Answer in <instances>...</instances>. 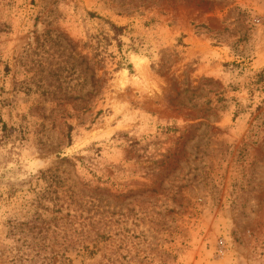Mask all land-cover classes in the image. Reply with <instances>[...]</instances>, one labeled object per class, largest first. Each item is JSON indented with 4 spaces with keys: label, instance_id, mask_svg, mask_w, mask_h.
<instances>
[{
    "label": "rangeland",
    "instance_id": "374dc122",
    "mask_svg": "<svg viewBox=\"0 0 264 264\" xmlns=\"http://www.w3.org/2000/svg\"><path fill=\"white\" fill-rule=\"evenodd\" d=\"M17 254L264 264V0H0V264Z\"/></svg>",
    "mask_w": 264,
    "mask_h": 264
},
{
    "label": "trees",
    "instance_id": "16d2710c",
    "mask_svg": "<svg viewBox=\"0 0 264 264\" xmlns=\"http://www.w3.org/2000/svg\"><path fill=\"white\" fill-rule=\"evenodd\" d=\"M100 82V79L99 78H95V84H94V93L95 95L98 97L100 96V94H102V90H103V86L99 83ZM80 105V109H85V103L84 102H80L79 103ZM87 253L88 254H92L94 250L92 249H89L87 248ZM25 261H28L27 263L28 264H34L33 263V259L31 260H24L23 256H21L20 254H17L16 255V259L14 260V264H24ZM71 263V260L69 258H67L66 262H65V259L64 260H59L58 262L56 263H53V264H70ZM41 264H46V263H41Z\"/></svg>",
    "mask_w": 264,
    "mask_h": 264
}]
</instances>
